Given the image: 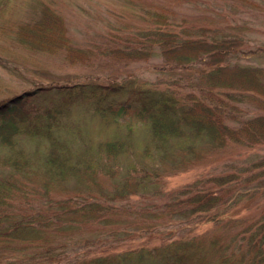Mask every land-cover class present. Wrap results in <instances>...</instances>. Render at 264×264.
<instances>
[{
    "label": "trees",
    "instance_id": "1",
    "mask_svg": "<svg viewBox=\"0 0 264 264\" xmlns=\"http://www.w3.org/2000/svg\"><path fill=\"white\" fill-rule=\"evenodd\" d=\"M122 1L148 27L101 31L82 48L66 15L40 3L14 34L36 37L37 50L63 39L65 57L91 72L0 103V264H264V206L237 215L264 197V155L164 189L214 152L264 144V42L248 46L242 16H264V0ZM155 56L158 81L122 74ZM134 195L166 198L133 205ZM156 232L159 245L117 250Z\"/></svg>",
    "mask_w": 264,
    "mask_h": 264
},
{
    "label": "rangeland",
    "instance_id": "2",
    "mask_svg": "<svg viewBox=\"0 0 264 264\" xmlns=\"http://www.w3.org/2000/svg\"><path fill=\"white\" fill-rule=\"evenodd\" d=\"M0 2V103L23 93L26 90L34 89L37 86L46 85L51 82L69 83L83 81L91 72V68L77 62H70L65 57V50L69 43L63 39L49 42L43 40V49H36L33 39L23 42L18 40L14 34L21 30L24 21H28L32 13L40 3L57 8L65 14L70 27V36L76 41V45L87 48L90 39H96L101 31H111L115 28H122L124 32H130L137 27H148L149 20H141L136 13L122 0H1ZM153 3H167L170 0H143ZM170 3H174L172 0ZM185 8L191 9V4L184 1ZM216 5L211 6L213 13L221 11ZM258 10L246 11L242 16L251 20V36L248 46L255 48L264 42V16L259 15ZM13 32V33H12ZM16 35V34H15ZM17 36V35H16ZM54 36V35H53ZM55 42V44H54ZM66 43V45H65ZM97 43V42H96ZM60 45V46H58ZM56 51H60L57 52ZM246 59L245 61H247ZM253 62L257 60L251 59ZM249 61V60H248ZM163 64L160 56H155L148 61L133 62L127 66L122 73L140 77L141 80L149 83L156 82L163 78L157 69ZM102 74L103 71H96ZM119 72V71H118ZM164 73V72H163ZM166 75V74H165ZM104 78V77H103ZM168 77H165L167 79ZM162 85V84H161ZM243 107L246 104L242 105ZM17 114V113H15ZM9 116V115H6ZM0 116V120H1ZM264 155V144L255 146H241L232 144L225 150L214 152L195 167L178 172L166 178L164 189L166 191L175 190L185 184L193 182L197 178L220 172L223 163L237 159H246L252 154ZM165 196H149L142 198L134 195L129 202L133 205H144L148 202H162ZM264 206V197L246 202V206L237 208V215L247 217L258 215ZM212 229V223L200 224L195 230V234H202ZM193 232V233H194ZM174 235L186 234L183 229L173 231ZM166 234L162 232L144 233L134 235L124 240L117 250H128L142 245L154 246L163 243Z\"/></svg>",
    "mask_w": 264,
    "mask_h": 264
}]
</instances>
